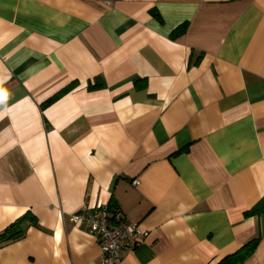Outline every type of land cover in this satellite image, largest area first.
<instances>
[{
	"label": "crops",
	"instance_id": "0c3cea01",
	"mask_svg": "<svg viewBox=\"0 0 264 264\" xmlns=\"http://www.w3.org/2000/svg\"><path fill=\"white\" fill-rule=\"evenodd\" d=\"M99 205L117 264H264V0H0V264H102Z\"/></svg>",
	"mask_w": 264,
	"mask_h": 264
},
{
	"label": "built area",
	"instance_id": "2783aa9c",
	"mask_svg": "<svg viewBox=\"0 0 264 264\" xmlns=\"http://www.w3.org/2000/svg\"><path fill=\"white\" fill-rule=\"evenodd\" d=\"M69 221L74 225L85 226L97 238L102 264H117L119 251L123 247L132 249L140 245L145 235L138 224L125 219L120 209L110 210L108 205L85 206L70 214Z\"/></svg>",
	"mask_w": 264,
	"mask_h": 264
},
{
	"label": "trees",
	"instance_id": "16d2710c",
	"mask_svg": "<svg viewBox=\"0 0 264 264\" xmlns=\"http://www.w3.org/2000/svg\"><path fill=\"white\" fill-rule=\"evenodd\" d=\"M179 27H177L175 29V31H174L175 34H179V33L184 31V26H182L180 28ZM74 84L72 86H74ZM66 90H68V89H66ZM59 95L60 94L54 96L53 98H50L46 102V104L49 105L50 103L55 101L59 97ZM108 207L110 210L114 209V207L112 205H108ZM261 213H264V206H261L260 208H257L255 210H251V211L247 212V215H255V214H261ZM27 220L34 223L35 217L31 216L30 214H27V215L17 219L16 221H14L12 224H10L0 234V244L7 243L10 241H15V240L23 237V235H24V226L23 225H24L25 221H27ZM259 239H260V237H257L255 239L249 241L244 246H242L237 252L224 257L217 264H243L244 261H246L254 253V251H255L258 243H259Z\"/></svg>",
	"mask_w": 264,
	"mask_h": 264
}]
</instances>
